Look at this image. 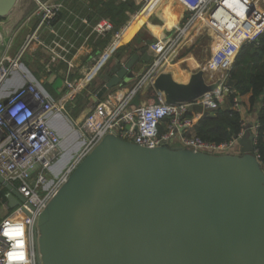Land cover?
<instances>
[{
  "label": "water",
  "instance_id": "1",
  "mask_svg": "<svg viewBox=\"0 0 264 264\" xmlns=\"http://www.w3.org/2000/svg\"><path fill=\"white\" fill-rule=\"evenodd\" d=\"M21 2L0 0V20L15 17ZM18 23L6 24V36ZM155 43L129 46L106 64L92 102L127 86L137 66L153 60ZM222 83L202 68L176 76L160 67L130 103L146 92L154 103H192L190 111L205 116L195 101ZM250 126L237 138L240 152L221 154L106 134L34 219L39 264H264V162L253 154ZM0 186L10 208L24 201L1 176Z\"/></svg>",
  "mask_w": 264,
  "mask_h": 264
},
{
  "label": "built area",
  "instance_id": "2",
  "mask_svg": "<svg viewBox=\"0 0 264 264\" xmlns=\"http://www.w3.org/2000/svg\"><path fill=\"white\" fill-rule=\"evenodd\" d=\"M141 1L143 8L149 0ZM174 1L187 15L181 28L167 38L165 45L162 42L158 46V51L162 48L158 58L125 94H117L119 89L108 91L79 121L70 123L68 106H75L77 96L89 83L90 71L104 64L105 54L119 44L122 30L129 26L139 11L114 30L107 18L91 22L87 16L81 15L72 6V0L37 1L31 13L37 19L34 27L23 37L14 54L4 53L0 56V94L13 74L19 73L24 80L22 86L0 98V176L24 199L10 208L5 198L7 191L0 186V264H39L35 250L34 219L77 163L106 134L143 147L179 145L193 152L232 153L237 138L245 131L243 123L236 136L214 142L196 135L194 125L201 114L190 111L192 103L170 105L159 98L157 103L150 100L135 106L130 101L164 64L173 48L182 43L185 35L198 25H203L211 33L215 47L210 50L202 69L211 75L220 74L219 79L223 83L219 92L203 96L195 102L206 110L214 108L224 96L232 93L225 81L230 79L232 62L240 48L256 42L264 33V0ZM106 36H109L107 47L103 52L89 54V65L84 75L76 79L68 78L77 53L89 52V45ZM38 50L47 53L48 62L67 65L62 98L52 99L22 69L23 59ZM173 62L171 60L170 63ZM240 107L238 96L233 97L231 109L240 112ZM54 116H63L70 125L69 131L80 138L77 154L59 173L55 166L64 149L62 138L49 124V119ZM257 128V124L250 127L253 154L264 162V157L255 148ZM17 222L22 225L21 232L15 226Z\"/></svg>",
  "mask_w": 264,
  "mask_h": 264
},
{
  "label": "crops",
  "instance_id": "3",
  "mask_svg": "<svg viewBox=\"0 0 264 264\" xmlns=\"http://www.w3.org/2000/svg\"><path fill=\"white\" fill-rule=\"evenodd\" d=\"M154 2H155V0H153L151 3L153 4ZM135 3L137 4L136 0H135ZM95 5H97V3H95ZM176 5H177V8H176V10H174L173 7L165 4L161 10H159L160 8L158 9L159 10L158 14H157V12H154L156 9L151 10V11L146 10V9L142 10V8L140 7L137 10L139 12H141V10H142V12L140 13V17L138 19V22L133 26L132 30L128 33V35L124 39L119 41V44L114 49L110 50V52L105 54L106 60H105L104 64L99 69H97L95 71H90L89 83L84 89H82V91L80 92V95H79V104L82 108L80 109V112L78 113V115L75 118H73L74 116L72 117V115L74 114V111H72V112L70 111V113H69L70 118L73 119V120H71L72 122L79 121L83 117V115L89 110V108L92 105H94V103L92 102V100L90 98V94H92V92H93L92 87L95 88L100 83V75L102 74V72L104 70V66L106 64H109L112 59H115L117 55H119V56L124 55L125 50L129 46H137L141 42H143L144 40H150L152 38H155L156 43L154 44V47H156L157 51H156V54H155L153 60L150 62V64L154 61V59L158 58V56L161 52V49H162V48H160V50L158 51V46L162 45L164 38L165 39L169 38V36H171L172 32L174 33V30H176L177 27L179 28V26H181L182 22L186 18V15H187L186 12L177 3H176ZM72 6L75 8L76 11L80 12L81 15H85L87 17L92 11H94L88 5V0H85V2L82 0H72ZM20 7H22L23 9H19V11H17L15 13V17L18 19L19 23L8 36H6L5 30H4L6 28V24H9V23L14 24V21H16V18L14 16H10L9 18H5V19L0 20V32H1L2 36L4 37V45L2 47H0V56L3 55L4 53L10 54V55L14 54L15 51L20 46L23 37L36 24V21H37L36 17L31 16V13L33 12V10L36 7L35 1L34 0H22ZM98 9H100V8H98ZM179 10L181 11V13L179 12ZM131 15L132 14H130L129 17ZM152 15H153V17L150 18ZM105 16H106V14H105ZM100 18H106V17H102V16L99 17V15L98 16L96 15L94 18L91 17L90 21L94 22ZM23 24L25 27L23 26L22 29H24V30L20 36H18V35L16 36L17 43L13 46L11 44L12 39L15 36L16 32H18V30L22 27ZM168 29L170 30V32L166 36V32L168 31ZM200 29H201L200 26H197V28L196 29L194 28L193 30L196 31V30H200ZM193 30L191 32H188L185 35V37L182 41L183 44H185V45L189 44L191 41V38L192 39L194 38L196 32L193 33ZM164 31H165V33H164ZM192 35H194V36H192ZM104 38H101V40L98 39V41L101 42L102 40H104ZM100 42L97 45H94V44L89 45L88 46L89 52L81 51V52L77 53L74 60L72 61L74 68L71 69V72L67 76L68 78L76 79V78L84 75L83 72H85L86 68H88V65H89V58H88L89 54L90 53L103 52L104 48L107 47V45L109 43V38H108V41L106 43H104V45H102V46L99 45ZM212 47H215V45H213ZM178 52L176 54H174V52H172L171 55L168 58H166V61L164 62L165 66H167L169 68H176L177 69L176 64L179 63L182 67L181 70L194 71L192 69V67L190 66V64L187 66L185 65V67H184V63H186V59L185 60H183L184 58L181 59V57L178 56ZM177 56H178L177 61H174L175 57H177ZM171 60L174 61L173 64L170 63ZM233 62H234V60H233ZM150 64L138 65L137 68L134 70V73H133L135 76L134 79L125 87L123 86V87L115 88V89H119L117 94H119V93L125 94L129 88H132L133 86H135V84L140 80V77L149 68ZM187 64H188V61H187ZM22 69H24V71L28 74L29 79L32 80L33 82H35L52 99L55 100V99L62 98L64 96L65 87L63 85V80L65 79L67 72H68L67 71V65L65 63L48 62L47 61V53L43 50H38L35 54L28 55L23 59ZM206 75L210 81H215V80L219 79V77L213 78L214 76L212 77L209 73H206ZM23 84H24V80L22 79L20 74L19 73L13 74L12 77L3 86L1 94H0V98L5 97L8 93H10L11 91H13L16 88H19ZM145 91H147V90H145ZM146 96H147V93L145 92L143 95L144 99L142 100V102H151L150 100H147ZM250 96H251V93L247 92V93L240 95L238 97L239 102H240V106H241L240 107L241 112H242L243 117H244V121H243L244 126H246L247 124H250L251 126L255 125L256 115H255V111L251 110V108H250V103H249ZM227 99H228V97L226 96L225 100H221L220 102H217L216 106H217V104L228 105ZM82 112H83V115L82 116L79 115ZM78 116H80V117L77 118ZM57 119L61 120L62 122H64L67 125V123H66L67 121L63 116H54V117L49 119V124L55 130H57L56 129V125H57L56 120ZM67 127H68V125H67ZM78 141H79V139H78ZM240 149H241V146L238 143H236L232 152L238 153V152H240Z\"/></svg>",
  "mask_w": 264,
  "mask_h": 264
},
{
  "label": "trees",
  "instance_id": "4",
  "mask_svg": "<svg viewBox=\"0 0 264 264\" xmlns=\"http://www.w3.org/2000/svg\"><path fill=\"white\" fill-rule=\"evenodd\" d=\"M88 0V5L94 10L88 17L108 18L114 30L121 27L128 19L129 15L136 12L142 5V1L136 0ZM97 3V5H95ZM100 8V9H98ZM95 14V15H94ZM106 14V16H105ZM101 15V16H100ZM104 15V16H103ZM108 36L104 40L96 41L94 45H104L108 41ZM101 40V39H100ZM230 85L232 93L228 95V105L217 104L215 108L208 110L205 116H201L194 125L196 135L204 140L220 142L229 140L241 131L244 121L242 112L231 109L232 99L235 96L251 93L249 98L250 108L255 111V124L257 128V141L255 148L258 149L260 156L264 157V33L256 42L247 43L234 58L230 70ZM93 88V87H92ZM80 95V94H79ZM79 95L76 104L69 111H74L75 118L80 109Z\"/></svg>",
  "mask_w": 264,
  "mask_h": 264
},
{
  "label": "rangeland",
  "instance_id": "5",
  "mask_svg": "<svg viewBox=\"0 0 264 264\" xmlns=\"http://www.w3.org/2000/svg\"><path fill=\"white\" fill-rule=\"evenodd\" d=\"M165 4H167L168 6L173 7L174 10H176V8H177L176 2L174 0H163L161 2V4L156 8V10L154 12H157V14H158L159 10H161L164 7ZM179 12L181 13L180 10H179ZM152 17H153V15L150 18H152ZM23 26H24V24L18 30V32H16L15 36L13 37L12 42H11V44L13 46L17 43L16 36L17 35L20 36L22 34V32L24 30V29H22ZM198 26H200L201 29L200 30H196V31L193 30V33L194 32H196V33H195V36L192 35V36H194V38L193 39L191 38V41H190L189 44L185 45L183 43H180L179 45H176L173 48V51H172V52H174V54H176L179 51L178 52V56H180L181 59L184 58L183 60L186 59V63H184V67H185V65L187 66V65L190 64V66L192 67L193 70H197L198 68H203V66L205 64V61L207 60V58L209 56L211 47L213 45H215V41H213L212 38L210 37L211 33L209 32V30L208 29L206 30L205 27H203V25H198ZM180 28H181V26H179V28L177 27V29L174 30V33L172 32L171 36H169V37L171 38L175 34V32L178 31ZM169 32H170V30L168 29V31L166 32V36L169 34ZM164 33H165V31H164ZM166 40L167 39L164 38V41H163L164 44L163 45L166 44ZM213 42H214V44H213ZM178 56L175 57L174 61H177ZM187 61H188V64H187ZM176 66H177V69H178L177 71L179 72L182 67H181V65L179 63H177ZM182 71H184V70H182ZM211 76L212 77L214 76L213 78H217V77L220 78L221 77L220 74H213ZM225 97L226 96H224L222 98V100H225ZM79 115L82 116L83 112L81 114H79ZM79 117L80 116H78L77 118H79ZM71 120H73V119L71 118ZM56 123H57V125H56V129L57 130H55V131L62 138V147L64 149V152L65 151L67 152L65 158L61 162L60 168L57 170V172L59 173V172H62L65 169V167H67L72 162L73 158L77 154V152L79 150V146L77 144H75V142L78 143L79 142L78 139L80 140V138H79V136L76 133H73L71 135L69 134L70 133V131H69V127H70L69 123L66 122L68 127L61 120L57 119ZM70 123H72V121ZM15 226L20 228V232L22 231V225L20 223L17 222V224Z\"/></svg>",
  "mask_w": 264,
  "mask_h": 264
},
{
  "label": "bare ground",
  "instance_id": "6",
  "mask_svg": "<svg viewBox=\"0 0 264 264\" xmlns=\"http://www.w3.org/2000/svg\"><path fill=\"white\" fill-rule=\"evenodd\" d=\"M153 0H149L147 3H146V5L142 8V10L143 9H146V10H155L160 4H161V2L163 1V0H155V2L152 4L151 2H152ZM142 10H141V12H142ZM141 12H138L136 15H134L133 16V18H132V20H131V22L129 23V26H127L126 28H124L123 30H122V32H121V37H120V39H119V41H121L122 39H124L127 35H128V33L132 30V28H133V26L138 22V19H139V17H140V13ZM213 40V39H212ZM214 41V40H213ZM213 44H214V42H213ZM213 48V47H212ZM211 48V49H212ZM161 68H166V69H168V70H170L172 73H174L176 76H180L182 73H183V71L182 70H180L179 72L177 71L178 69H176V68H169V67H167V66H165V63L161 66ZM205 74H206V72H205ZM70 135L71 134H73V133H69ZM75 144H77L79 147H80V143H77V142H75ZM66 154H67V152L65 151V152H63V154H62V156H61V159L58 161V163L56 164V166H55V170H58L59 168H60V166H61V162H62V160L65 158V156H66ZM68 158V157H67ZM58 166V167H57Z\"/></svg>",
  "mask_w": 264,
  "mask_h": 264
}]
</instances>
